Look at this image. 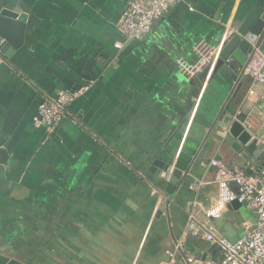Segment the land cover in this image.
I'll use <instances>...</instances> for the list:
<instances>
[{
    "label": "crops",
    "instance_id": "0c3cea01",
    "mask_svg": "<svg viewBox=\"0 0 264 264\" xmlns=\"http://www.w3.org/2000/svg\"><path fill=\"white\" fill-rule=\"evenodd\" d=\"M129 1L0 0V13L28 15L23 45L0 63V254L26 264L222 258L191 235L189 215L203 221L218 198L212 160L263 167L264 86L230 61L237 43L226 45L231 69L212 64L226 29L238 32L264 0H183L140 40L119 31ZM88 84L58 128L35 125L44 99ZM235 120L258 140L253 150L234 147ZM156 162L157 172L169 165L167 179L150 172ZM255 219L241 206L213 222L237 241Z\"/></svg>",
    "mask_w": 264,
    "mask_h": 264
},
{
    "label": "built area",
    "instance_id": "2783aa9c",
    "mask_svg": "<svg viewBox=\"0 0 264 264\" xmlns=\"http://www.w3.org/2000/svg\"><path fill=\"white\" fill-rule=\"evenodd\" d=\"M181 1L183 0H130L119 25L121 35L132 40L144 38L152 31L153 25ZM236 34L237 32L229 27L226 29L224 40L214 54L213 67L224 46ZM116 47L121 49L123 44L119 42ZM3 62L5 58L0 53V63ZM242 73L243 77L252 79L254 85L264 86V51L260 46L253 44ZM90 85H84L76 90H62L55 96L44 99L39 105L38 115L34 118L35 125L49 130L58 128L68 116L71 105L89 90ZM255 93V87H252L249 94ZM211 166L216 169L218 198L203 212V221H199L194 212L189 215V230L193 237H199L219 248L222 258L218 260L188 258V264H264V164L261 171L252 174L232 169L219 160H212ZM203 185L204 182H197L191 185V189L197 192ZM234 201L241 203L256 216L253 224L244 223V231L237 241H231L219 234L213 222L222 218Z\"/></svg>",
    "mask_w": 264,
    "mask_h": 264
},
{
    "label": "water",
    "instance_id": "95a60500",
    "mask_svg": "<svg viewBox=\"0 0 264 264\" xmlns=\"http://www.w3.org/2000/svg\"><path fill=\"white\" fill-rule=\"evenodd\" d=\"M27 21L28 15L21 9H4L0 13V52L8 59L12 58L13 54L23 45L25 40V35L27 32ZM237 34L232 42H229V46L237 43L238 50L233 53V56L228 55L229 47H227L222 55L220 56L217 64L214 66L213 73H216L220 68L227 66L231 69L230 61L236 59L239 61L241 66H246L247 55L251 53L252 46H260L261 50L264 51V7L257 8L252 11L246 19L242 22L240 27L237 28ZM235 45V46H236ZM243 55V56H242ZM242 69V71H243ZM211 68H207L198 78L196 79L197 87L194 91L195 97L199 96L200 90L208 77ZM241 71L240 76L243 73ZM235 72L233 74V79L237 80L239 77ZM229 133L236 140L234 147L238 150H253L256 146L258 140L253 139V135L245 128L242 122L235 120L229 123ZM8 160V153L5 149H0V163H6ZM161 164L156 162L154 166L150 169V172L155 173L165 179L169 175V165H164L163 171L157 172L156 166ZM262 166L258 169L261 171ZM250 173L251 170L247 169ZM174 176L181 178L182 172L177 169L174 171ZM241 203L234 201L229 208L239 209ZM0 264H26L20 260L12 258L8 255L0 254Z\"/></svg>",
    "mask_w": 264,
    "mask_h": 264
},
{
    "label": "flooded vegetation",
    "instance_id": "af4514ba",
    "mask_svg": "<svg viewBox=\"0 0 264 264\" xmlns=\"http://www.w3.org/2000/svg\"><path fill=\"white\" fill-rule=\"evenodd\" d=\"M226 45H228V42H227V44H226ZM226 45L224 46V47H225V49H226ZM237 50H238V48H237ZM237 50H235V52H236ZM248 56H249V54H248V55H247V57H246L247 59H248ZM231 57H232V56H231ZM247 59H246V60H247ZM234 60H235V59H234ZM234 60H233V61H234Z\"/></svg>",
    "mask_w": 264,
    "mask_h": 264
},
{
    "label": "trees",
    "instance_id": "16d2710c",
    "mask_svg": "<svg viewBox=\"0 0 264 264\" xmlns=\"http://www.w3.org/2000/svg\"><path fill=\"white\" fill-rule=\"evenodd\" d=\"M1 53V52H0ZM2 54V53H1ZM2 56L5 58V60H8V58H6L3 54H2Z\"/></svg>",
    "mask_w": 264,
    "mask_h": 264
}]
</instances>
